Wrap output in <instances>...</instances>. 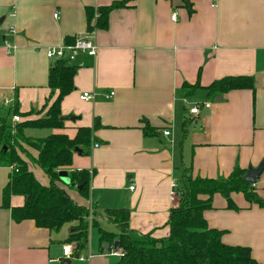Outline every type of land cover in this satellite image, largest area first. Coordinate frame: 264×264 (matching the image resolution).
<instances>
[{
	"label": "crops",
	"instance_id": "1",
	"mask_svg": "<svg viewBox=\"0 0 264 264\" xmlns=\"http://www.w3.org/2000/svg\"><path fill=\"white\" fill-rule=\"evenodd\" d=\"M115 1L123 0H0L2 111L10 107L2 105L7 99L19 113L33 111L27 120L44 117L57 95L48 87L52 62L45 50L85 38V9ZM89 39L97 51L94 57L80 53L71 63L76 72L72 92L60 103L63 128L24 133L33 140L50 133L73 139L78 129L91 130L88 147L73 153L71 166L61 170L92 173L89 200L66 188L88 209L89 221L92 204L102 215L126 209L133 239H165L169 211L178 201L171 199L172 183L178 195L183 176L226 179L235 169L246 175L264 163V0H189V7L184 0H128L125 9L110 13L106 30H94ZM228 77H252L254 90L208 93L214 81ZM84 93L93 98L82 101ZM198 105L199 114L192 115ZM23 147L37 159L35 149ZM21 157L48 186L40 168ZM11 172L0 168V264L116 263L112 253L119 252L109 247L104 253L96 229L89 230L81 259H67L63 248L70 245L72 225L49 231L30 220L13 222L2 207ZM252 186L264 200V171ZM231 199L238 210L213 196L203 212L208 227L222 232L224 245L246 247L264 264V208L248 204L242 194ZM23 203L10 197L12 208ZM98 221L118 234L105 217Z\"/></svg>",
	"mask_w": 264,
	"mask_h": 264
},
{
	"label": "trees",
	"instance_id": "2",
	"mask_svg": "<svg viewBox=\"0 0 264 264\" xmlns=\"http://www.w3.org/2000/svg\"><path fill=\"white\" fill-rule=\"evenodd\" d=\"M127 4L128 0H123L109 6L86 8V31L106 30L110 13L125 9ZM73 44L66 39L65 45ZM51 62L48 87L57 95L44 117L27 120L33 111L19 113L16 105L7 111L0 108V168L12 169L9 182L2 192V207L10 210L13 222L30 220L37 228L49 231H57L65 224L72 225L73 232L66 242L74 245L73 254L77 258L87 247L89 230L96 229L100 246L107 244L112 248L118 242L115 251L120 252L122 257L114 264H259L252 258L248 248L224 245L221 242L222 232L210 229L203 217V212L211 208L212 198L216 194L226 200V208L229 210H238L231 199L233 194H242L248 204L264 208V200L256 195L252 185L244 181L245 172L239 169H235L226 179H192L183 176L177 190V206L168 214L169 233L165 239L158 240L149 235L133 239L129 228V211L126 209H106L102 215L97 213V207L92 204L93 218L89 221L88 209L76 204L66 188L76 191L80 198L89 200L92 173L68 172L70 184L75 185L71 189L69 185L62 184L58 172L71 166L74 148L88 147L91 130L80 128L73 139L52 133L37 140L28 139L24 135L27 130L51 132L63 128L60 103L74 88L76 68L65 59ZM237 90L253 91V78L228 77L214 81L207 87L209 94H226ZM15 115L20 121L12 124L10 120ZM143 131L144 134H150L152 130L145 127ZM23 145L35 149L37 159H32ZM21 156L29 157L28 160L40 168L49 180L48 186L41 185L35 179ZM12 196L22 197L23 205L10 207ZM102 216L117 228L118 234L102 228L98 221Z\"/></svg>",
	"mask_w": 264,
	"mask_h": 264
},
{
	"label": "built area",
	"instance_id": "3",
	"mask_svg": "<svg viewBox=\"0 0 264 264\" xmlns=\"http://www.w3.org/2000/svg\"><path fill=\"white\" fill-rule=\"evenodd\" d=\"M57 15H54V18H56ZM171 19L175 20V15L171 17ZM97 51L96 45L92 42L91 39H89V33L86 34L85 38H82L80 40H76L72 46L62 45L60 47H54V48H48L45 50V56L49 61H57V60H67L68 62L72 63L75 57L82 53L89 57H94ZM109 96H113L112 93L109 94ZM81 100L84 102L90 101L93 97L89 95L88 93H84L81 95ZM2 105L4 107H11L13 106V102L5 99L2 102ZM208 105H205V108H207ZM200 110V106H195L193 109H191L190 113L192 115H198ZM11 121L13 124H16L20 121L18 116H12ZM164 136H168V132H164ZM97 145H94L93 148H97ZM130 190H133V187H129ZM171 199L174 200L176 198V184H171ZM113 256L120 258L122 257V254L119 253H112ZM63 256L67 259H73L74 254L71 245H65L63 248ZM81 259V257H78Z\"/></svg>",
	"mask_w": 264,
	"mask_h": 264
},
{
	"label": "water",
	"instance_id": "4",
	"mask_svg": "<svg viewBox=\"0 0 264 264\" xmlns=\"http://www.w3.org/2000/svg\"><path fill=\"white\" fill-rule=\"evenodd\" d=\"M184 1H185V4L187 5V7H189V0H184ZM217 101H221V97H219L217 99ZM73 153L81 154V150L79 148H74ZM263 171H264V163L261 164L256 170L249 169L247 171L246 175L244 176V181L247 184L254 185L256 180L259 178V176L262 174ZM58 178L63 184L69 185L72 188L75 187L74 184H70V181L67 177L66 172H64V171L58 172ZM77 189L79 190L80 187H78ZM117 245H118V242H115L113 245V249H116ZM103 249H104V253H107L109 246L105 244V245H103Z\"/></svg>",
	"mask_w": 264,
	"mask_h": 264
},
{
	"label": "rangeland",
	"instance_id": "5",
	"mask_svg": "<svg viewBox=\"0 0 264 264\" xmlns=\"http://www.w3.org/2000/svg\"><path fill=\"white\" fill-rule=\"evenodd\" d=\"M27 159H29V157H28ZM29 160H30V159H29ZM33 164H34V163H33ZM101 226H102V228H103L104 230H106L107 232H114L113 227H112V226H108L107 223H104V224H102ZM95 237H96V236H95ZM112 261H117V258L112 259Z\"/></svg>",
	"mask_w": 264,
	"mask_h": 264
}]
</instances>
